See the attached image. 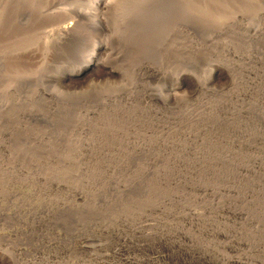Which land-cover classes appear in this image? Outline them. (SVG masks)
Listing matches in <instances>:
<instances>
[{
    "label": "rangeland",
    "instance_id": "obj_1",
    "mask_svg": "<svg viewBox=\"0 0 264 264\" xmlns=\"http://www.w3.org/2000/svg\"><path fill=\"white\" fill-rule=\"evenodd\" d=\"M16 1L0 264H264V0L121 1L86 76L88 18L49 11L90 0Z\"/></svg>",
    "mask_w": 264,
    "mask_h": 264
},
{
    "label": "bare ground",
    "instance_id": "obj_2",
    "mask_svg": "<svg viewBox=\"0 0 264 264\" xmlns=\"http://www.w3.org/2000/svg\"><path fill=\"white\" fill-rule=\"evenodd\" d=\"M10 1H11V3H13L12 2V0H3L2 1V3H0V20L1 21H3L2 19H3V17H4V15H5V13H6V10H7V12H9L10 10H11V8L9 9L8 8V6L9 5H11V3H10ZM18 1H21V0H18ZM121 1H124V0H90L89 2L87 1V2H85L86 4H84V6L83 7H86L85 9L86 10H83V11H81L79 8V10L80 11H77V10H75V9H73L72 7H71V5L69 6L68 4L66 5H64V6H66V7H61V8H58V6L57 5H55L53 8H50V9H52V10H50V9H47L45 12L44 11H42V15H43V12L44 13H47V15H49V14H51V12H52V14L54 13V16L57 14V15H63L62 17L64 18V19H68L69 18V21H70V19H71V17L72 16H75V17H77V18H83V20L84 21H87V20H85V18H88V21H87V23L89 22V24H87V25H89L88 27H89V29H88V27H87V30H89L90 32H89V38H88V40H89V45H88V48L85 50V51H83L82 52V54H81V56H80V61H81V63L83 64L82 65V67H81V70L79 71V72H81L82 73V75H85L86 73H89V72H91V71H93L96 67H98V66H100V63H99V59H100V56H102L105 52H107L108 51V47L106 46V45H104V44H101L100 43V35L101 34H103L104 33V31L106 32V30L108 29V27L110 26V24H107V17L109 18L110 16H107L108 14H110V13H113V12H115L116 13V11L118 10V8H119V5H120V2ZM182 2H183V0H181ZM15 2H17L16 0H15ZM126 2V1H125ZM19 3V2H18ZM28 3V2H27ZM124 3V2H123ZM127 3H129L128 1H127ZM126 3V4H127ZM186 5L185 6H189L190 5V2H184ZM17 4V3H16ZM20 4V3H19ZM125 4V3H124ZM123 4V5H124ZM212 4V3H211ZM21 5H23V4H21ZM63 5V4H62ZM16 6H18V5H16ZM13 7V6H12ZM19 7V6H18ZM29 7V6H28ZM57 7V8H56ZM193 7V6H192ZM201 7V6H200ZM9 9V11H8V9ZM15 8V7H14ZM22 8V7H21ZM48 8V7H47ZM121 9H122V7H120ZM119 8V9H120ZM191 8V7H190ZM190 8H186V11H188ZM13 9V8H12ZM16 9V8H15ZM40 9V8H39ZM82 9V8H81ZM84 9V8H83ZM16 10H18V8L16 9ZM23 10V9H22ZM33 10V9H32ZM50 10V11H49ZM201 10V9H200ZM48 11L50 12L49 14H48ZM85 11V12H84ZM119 11V10H118ZM183 11V10H182ZM197 11V10H196ZM199 11V10H198ZM11 12V11H10ZM40 12V11H39ZM13 13V12H12ZM16 13V12H15ZM31 13V12H30ZM35 13V12H34ZM41 13V12H40ZM119 13V12H118ZM36 14V13H35ZM73 14V15H72ZM14 15V14H13ZM46 15V16H47ZM120 15V14H119ZM181 15V14H180ZM44 16H45V14H44ZM111 16H112V14H111ZM182 16H183V14H182ZM185 16V15H184ZM198 16V15H197ZM201 16V15H200ZM41 17H43V16H41ZM75 17H72L73 19H75ZM11 18H12V15H11ZM60 18V17H59ZM127 18V17H126ZM72 19V20H73ZM8 20V19H7ZM78 20V19H77ZM76 20V21H77ZM134 20V19H133ZM38 21V20H37ZM54 21V20H53ZM67 21V20H66ZM75 21V22H76ZM82 19H80V22L78 21V22H76L77 24L78 23H81L82 24ZM109 21H110V19H109ZM187 21V20H186ZM48 22V21H47ZM71 22V21H70ZM165 22V21H164ZM200 22V21H199ZM0 23H3V22H0ZM76 23H72L73 25L74 24H76ZM86 23V22H85ZM10 24H12V23H10ZM81 24H79V25H81ZM14 25V24H13ZM109 25V26H108ZM227 25V24H226ZM225 25V26H226ZM5 26V25H4ZM76 26V25H75ZM78 26V25H77ZM178 26V25H177ZM222 26V25H221ZM220 26V27H221ZM113 27V26H112ZM81 28V27H80ZM186 28V27H185ZM224 28V27H223ZM180 31H182V30H180ZM27 32V31H26ZM31 32V31H30ZM3 33V32H2ZM259 32L257 31V30H255L254 32H252L251 33V37H253L252 35H254L255 37H257L259 34H258ZM6 34V33H5ZM135 34V33H134ZM4 35V34H3ZM14 35V34H13ZM104 35V34H103ZM31 36V35H30ZM16 37V36H15ZM130 37V36H129ZM7 38V37H6ZM13 39H15V38H13ZM87 39V38H86ZM131 39V38H130ZM5 40V39H4ZM87 40V41H88ZM7 41V40H6ZM15 42H16V40H14ZM25 41V40H24ZM24 41H20V42H18L17 44H15L11 49H9V50H11L10 51V54H14V56H15V54H18V56L19 55H21V54H19V53H22L23 51L24 52H26L27 51V49H26V47H28L27 45H24L25 44V42ZM135 41V40H134ZM30 42V41H29ZM42 43V42H41ZM222 46V45H221ZM31 47V46H30ZM33 47V46H32ZM41 47V46H40ZM37 48V47H36ZM45 48V47H44ZM34 50V49H33ZM30 51V50H29ZM28 51V52H29ZM32 52V51H31ZM33 55V54H32ZM107 55V54H106ZM8 56V55H7ZM17 56V57H18ZM20 57V56H19ZM15 58V57H14ZM2 59V58H1ZM102 59V58H101ZM28 60V59H27ZM14 65V64H13ZM10 66H12V65H10ZM102 66H103V64H102ZM106 67V66H105ZM108 71V70H107ZM110 72L112 73V74H117V72H116V70H113V69H111L110 70ZM77 75V74H76ZM86 76V75H85ZM81 79V78H80ZM75 80H76V77H75ZM171 95V91L170 92H167L166 93V95H164V97L162 96V95H158V97H151V99H154V101H156V102H163V104L167 101L166 99L169 97ZM145 96V95H144ZM127 98V97H126ZM128 99V98H127ZM128 101V100H127ZM116 102V101H115ZM112 103H113V101H112ZM121 104V103H120ZM102 123V122H101ZM155 124V123H154ZM151 125V124H150ZM161 128V127H160ZM164 128V127H163ZM144 129V128H143ZM142 129V130H143ZM170 129V128H169ZM169 129H166V130H169ZM140 130H141V128H140ZM172 129H170V131H171ZM132 131V130H131ZM170 131H168V133L170 132ZM144 132V131H143ZM146 132V131H145ZM152 132H154V131H152ZM157 132V131H156ZM132 133V132H131ZM168 133H166L167 135H168ZM165 134V133H164ZM135 135V134H134ZM142 134H140V136H141ZM144 135V134H143ZM142 135V136H143ZM171 135V134H170ZM132 138V137H131ZM146 139H148V137L146 138ZM135 140V139H134ZM133 140V141H134ZM157 140V139H156ZM132 141V142H133ZM137 141V140H136ZM155 141V140H154ZM135 142V141H134ZM151 142H153L152 140H151ZM131 143V142H130ZM129 143V144H130ZM143 144V143H142ZM134 145H136V144H134ZM137 147H138V145H136ZM141 146H143V145H141ZM145 146H146V144H145ZM130 148V147H129ZM133 148V147H132ZM144 151V150H143ZM93 153V152H92ZM206 191H207V189H206ZM79 195V194H78ZM203 195V194H202ZM227 208V207H226ZM234 212V211H233ZM241 213V212H240ZM239 213V214H240ZM247 214V213H246ZM242 215V214H241ZM187 217V216H186ZM251 223V222H250ZM221 229V228H220ZM183 238V237H182ZM227 240H229V239H227ZM236 264H241L240 263V261H238V262H235ZM243 263V262H242ZM132 264H133V262H132Z\"/></svg>",
    "mask_w": 264,
    "mask_h": 264
}]
</instances>
